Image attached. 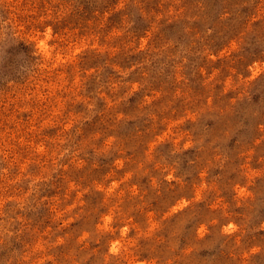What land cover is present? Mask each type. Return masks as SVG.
<instances>
[{"label": "rangeland", "instance_id": "rangeland-1", "mask_svg": "<svg viewBox=\"0 0 264 264\" xmlns=\"http://www.w3.org/2000/svg\"><path fill=\"white\" fill-rule=\"evenodd\" d=\"M0 264H264V0H0Z\"/></svg>", "mask_w": 264, "mask_h": 264}]
</instances>
